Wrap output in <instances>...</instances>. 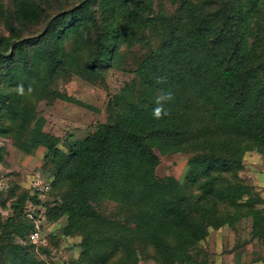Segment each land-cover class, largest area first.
I'll list each match as a JSON object with an SVG mask.
<instances>
[{
  "label": "trees",
  "instance_id": "trees-1",
  "mask_svg": "<svg viewBox=\"0 0 264 264\" xmlns=\"http://www.w3.org/2000/svg\"><path fill=\"white\" fill-rule=\"evenodd\" d=\"M82 1L81 9H69L68 19L48 25L42 37L13 35L0 43V121L11 122L1 131L12 132L13 123L22 126L27 118L22 89L38 95L43 75L36 67L43 62L53 76L73 63L65 39L82 25H108L95 37L85 67L96 71L114 64L128 28L106 16L115 7L112 0ZM260 1L220 0L196 9L184 0L163 42L135 69L146 88L139 100L120 93L118 104L126 103L114 121L99 123L69 152L41 124L31 131L33 149L45 147V158L56 165L61 197L45 213L66 215L65 232L82 233L88 264H187L211 228L243 217H252L254 234H264V208L254 205L261 197L238 173L249 152L264 156V16L254 20ZM38 9L37 3L21 6L23 16ZM199 102L210 108L214 123L197 134ZM177 151L193 153L184 185L157 174L159 152ZM110 203L117 209L110 211ZM34 229L27 217L16 231L29 237ZM12 246L13 264H47L28 250L49 252L46 245L30 240Z\"/></svg>",
  "mask_w": 264,
  "mask_h": 264
},
{
  "label": "rangeland",
  "instance_id": "rangeland-1",
  "mask_svg": "<svg viewBox=\"0 0 264 264\" xmlns=\"http://www.w3.org/2000/svg\"><path fill=\"white\" fill-rule=\"evenodd\" d=\"M112 1L115 7H111L106 16L119 18L130 33L129 38L119 42V55L114 64L96 71L85 67V61L91 57L95 37L104 33L108 25H103L105 21L97 26L82 25L79 32H73L65 39L73 63L60 67L53 76L44 72L43 62L36 67L43 75L38 95L22 89L21 105L26 106L27 118L22 126L19 122L13 123L12 132L0 130V264H13L16 252L13 244L30 243L26 231L24 234L18 232L21 218L26 219L30 214L39 220L41 234L47 237L43 245L49 248V252L32 246L28 248L29 256L47 264L90 262L83 253L82 233L65 232L67 216L52 218L45 213L46 206L56 205L61 197L54 185L56 165L51 158H45V147L33 149L31 131L41 124L44 130L60 136L59 146L69 152L71 148L77 147L76 142L84 141L94 132L99 123L114 121L126 103L122 102L121 106L118 104L120 93L125 91L127 97L139 100L146 88L135 69L146 55L163 42L169 21L177 16L184 2ZM187 1L194 8L203 9L212 3L217 5L220 0ZM35 3L42 10L31 11L30 16H23L21 6ZM82 5V0H0V43L13 35L42 37L48 25L65 22L69 9L77 12ZM93 6L100 14L97 3ZM255 16L254 20L260 23L264 16V0L260 1ZM15 67V73H18L21 65L16 64ZM194 115L198 118L197 134L206 125L214 123L210 108L200 102L196 105ZM1 125L9 126L11 122L9 119L5 123L0 121ZM159 154L161 161L157 174L173 178L184 185L188 180L189 159L193 153L177 151ZM243 161L238 173L260 195V200L254 205L264 208V156L253 151L246 154ZM24 195L27 196L23 204L17 208L19 197ZM32 196H36L35 199ZM108 209L114 211L117 207L110 203ZM254 233L252 217H243L234 224L228 223L218 229L211 228L207 238L200 241L191 252V262L187 264H264V234ZM140 264L161 263L150 259Z\"/></svg>",
  "mask_w": 264,
  "mask_h": 264
},
{
  "label": "built area",
  "instance_id": "built-area-1",
  "mask_svg": "<svg viewBox=\"0 0 264 264\" xmlns=\"http://www.w3.org/2000/svg\"><path fill=\"white\" fill-rule=\"evenodd\" d=\"M29 216L35 221V229L30 233L29 239L37 245L44 244L47 241V237L41 234V225L39 220H37L33 214H30Z\"/></svg>",
  "mask_w": 264,
  "mask_h": 264
}]
</instances>
